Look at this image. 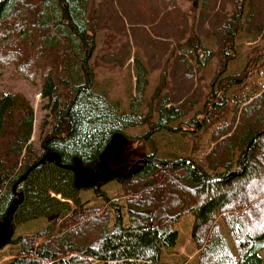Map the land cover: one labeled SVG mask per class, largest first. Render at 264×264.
Wrapping results in <instances>:
<instances>
[{"label": "trees", "instance_id": "16d2710c", "mask_svg": "<svg viewBox=\"0 0 264 264\" xmlns=\"http://www.w3.org/2000/svg\"><path fill=\"white\" fill-rule=\"evenodd\" d=\"M188 1L0 0V77L13 65L38 86L43 107L34 150L33 107L21 95L0 92V221L20 194L13 231L15 223L39 218L49 223L33 235L6 241L18 248L9 264H162L179 240L175 226L187 215L193 217L197 264L262 263L264 89L233 106L227 92L246 85L264 66V0ZM241 31L262 44L252 49L241 73L223 77ZM99 32H105L111 51L105 64L123 58L122 65L132 54L131 40L148 47L164 43L158 66L162 83L144 116L134 103L130 113H121L93 91L90 59ZM209 38L214 49L203 44ZM212 61L214 75L206 83L201 71ZM133 65L138 102L147 69L139 57ZM196 106L201 111L191 115ZM186 117L191 125L171 127ZM137 126L148 131L138 138L124 135ZM178 131L189 132L196 147L211 131L214 146L205 167L155 158L153 136ZM117 134L127 142L109 168L119 172L111 181L120 184L124 205L100 193L97 184L94 192L105 205L85 207L79 198L84 189L76 187L67 167L78 161L95 170ZM49 153L57 155L58 164L40 163ZM140 160L145 163L128 175Z\"/></svg>", "mask_w": 264, "mask_h": 264}, {"label": "rangeland", "instance_id": "374dc122", "mask_svg": "<svg viewBox=\"0 0 264 264\" xmlns=\"http://www.w3.org/2000/svg\"><path fill=\"white\" fill-rule=\"evenodd\" d=\"M99 1L100 0H96V3L98 4ZM187 3V5H192L194 2L191 0ZM102 9L104 14L107 8ZM136 38L139 39L138 42H144L142 41V36L137 35ZM96 39V47L90 59V63L94 68L95 74L93 91L95 93L104 94L111 105L118 106L121 113H130L131 104L134 103V105L137 106L138 114L140 116H144L147 112L146 103L149 101L151 95L160 88L162 83V80L160 79L163 75L161 68H158V66L162 67L163 64V62L159 61V59L164 61V58H162V51L165 50L164 43L160 44L158 42H154L150 45V47H148L146 45L135 43L132 40L131 42L128 41L130 48L132 49V54L128 55L126 59L123 60L122 65H118L123 58H121L118 63L116 61L114 62V60L110 61L108 64L104 63L105 57L111 53L106 45L108 37H106L105 32H99ZM203 44L209 48H215L214 40L212 38L204 39ZM261 44L262 42L255 35H249L243 31L239 32L235 38V57L229 63L227 71L223 77L241 73L245 66H247L252 49L254 47H259ZM134 57H139L147 69L145 93L138 102L135 99L137 96V79L133 69ZM214 70V61L202 69L201 75L206 83H209L212 79ZM262 89H264V66L254 72L246 85L232 87L227 92L228 105L233 106L244 96L256 94ZM0 92L21 95L28 102V104L33 107L35 115V132L31 139V146L34 150L38 149V129L43 112L38 86L29 83L15 71V67L13 65H10L4 69L0 77ZM161 93H167V89L164 88L161 90ZM199 111H201V107L196 106V108L191 112V115H194ZM180 123H186L187 125L192 124L190 122V117H186L176 123H173L171 127L175 129ZM147 131V126H137L132 129H126L124 131V135L132 138H138L142 137ZM210 132L211 131L202 135L201 140L198 141L197 147L194 146L191 141V134L189 132L178 131L176 133H157L153 136V142L156 146L155 158L157 160L170 162H174L179 159L188 160L199 166L205 167L206 157L214 146V144L210 141ZM111 167L107 170V172L109 175L112 174V176L102 175L100 180L96 182V184H102V186L98 188V191L105 194L117 205H124L123 199L120 198V184L117 181H111V179H113V175H116L119 172L114 171ZM94 187H96V185L80 191V202L85 207L105 205L102 202V199L96 196ZM122 213L125 221V210H123ZM192 223V215H187L186 217L184 216L177 223L175 229L177 230L179 240L173 250L166 251L164 253L162 264H197V250L195 244L190 238ZM48 225V221L44 218H39L23 224L15 223L14 231L12 229L11 239L15 240L20 236L33 235L40 230H44ZM17 251L18 248L16 246L4 245L1 247L0 264H9V261L17 254ZM260 256L262 258V264H264V251L260 253Z\"/></svg>", "mask_w": 264, "mask_h": 264}, {"label": "water", "instance_id": "95a60500", "mask_svg": "<svg viewBox=\"0 0 264 264\" xmlns=\"http://www.w3.org/2000/svg\"><path fill=\"white\" fill-rule=\"evenodd\" d=\"M116 141H119V144L117 145V147H114L113 151H111V148H113L112 144ZM127 142V139L124 135L122 134H117L115 137H113V139L110 141L109 145L107 146V148L104 150V152H102V154L99 157V162L96 165V170H92L89 169L90 172H92V176H94V179H91V176L88 177L87 179H85L82 183L78 182V178L76 176V170L75 168H80L83 169L81 164L76 161L72 166L67 167L69 170H72L74 172L75 175V185L78 188H84V189H88L90 187H93L96 182L99 180L98 178L101 177L98 174V169H106V166L109 162H112L113 160L116 159L117 154H118V150L125 145ZM110 149V150H109ZM50 161V162H54L58 164V157L56 154L54 153H49L46 154L42 160L40 161V163H43L44 161ZM145 163V160H140L137 161L136 164L132 167V169L129 171L128 175H130L131 171L133 170V168L137 165V164H143ZM105 175H109V174H105ZM109 176H112V174H110ZM97 178V179H96ZM91 179V180H90ZM90 180V181H89ZM21 195L17 194V198L15 199V201L12 203L9 211L6 214V217L0 221V248L3 247L5 245V242L9 239H11L12 237V228H11V217L12 214L14 213V211L16 210L17 206L19 205V203L21 202Z\"/></svg>", "mask_w": 264, "mask_h": 264}, {"label": "bare ground", "instance_id": "6f19581e", "mask_svg": "<svg viewBox=\"0 0 264 264\" xmlns=\"http://www.w3.org/2000/svg\"><path fill=\"white\" fill-rule=\"evenodd\" d=\"M119 144V141H116L112 144L113 148H111V151H113L114 147H117V145ZM122 148V147H121ZM121 148L118 150V152L121 150ZM110 150V149H109ZM104 152V151H103ZM116 160V159H115ZM115 160H113L112 162H109L106 166V169H98V174L101 176V175H105L107 174V170H109V165L112 164ZM76 170V176L78 178V182L79 183H82L85 179H87L88 177L91 176V179H94L95 177L92 176V172L89 171V169L87 168H83V169H80V168H75ZM96 170V169H95ZM97 171V170H96ZM109 174V173H108ZM90 179V180H91ZM97 179V178H96ZM89 180V181H90Z\"/></svg>", "mask_w": 264, "mask_h": 264}, {"label": "flooded vegetation", "instance_id": "af4514ba", "mask_svg": "<svg viewBox=\"0 0 264 264\" xmlns=\"http://www.w3.org/2000/svg\"><path fill=\"white\" fill-rule=\"evenodd\" d=\"M87 169H88V168H87ZM93 170H94V169H93ZM113 176H115V175H113ZM116 176H118V174H116ZM100 178H101V177H99L98 179L100 180ZM99 180H98V181H99ZM95 185L97 186V184H95ZM81 189H84V188H81Z\"/></svg>", "mask_w": 264, "mask_h": 264}, {"label": "crops", "instance_id": "0c3cea01", "mask_svg": "<svg viewBox=\"0 0 264 264\" xmlns=\"http://www.w3.org/2000/svg\"><path fill=\"white\" fill-rule=\"evenodd\" d=\"M262 251H264V250H262ZM262 251H261V252H262ZM261 252H260V253H261ZM259 255H260V254H259ZM260 257H261V256H260ZM261 259H262V258H261ZM261 264H262V263H261Z\"/></svg>", "mask_w": 264, "mask_h": 264}]
</instances>
